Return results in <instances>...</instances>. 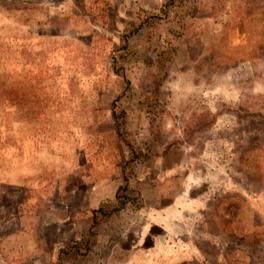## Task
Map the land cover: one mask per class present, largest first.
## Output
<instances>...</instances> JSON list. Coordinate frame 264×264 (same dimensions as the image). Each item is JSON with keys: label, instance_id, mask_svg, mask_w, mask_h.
Listing matches in <instances>:
<instances>
[{"label": "rangeland", "instance_id": "rangeland-1", "mask_svg": "<svg viewBox=\"0 0 264 264\" xmlns=\"http://www.w3.org/2000/svg\"><path fill=\"white\" fill-rule=\"evenodd\" d=\"M0 264H264V0H0Z\"/></svg>", "mask_w": 264, "mask_h": 264}, {"label": "trees", "instance_id": "trees-1", "mask_svg": "<svg viewBox=\"0 0 264 264\" xmlns=\"http://www.w3.org/2000/svg\"><path fill=\"white\" fill-rule=\"evenodd\" d=\"M115 200L117 201V203L119 205L116 209H119L126 202V196L120 195L119 192H117V194L115 195ZM101 215H103V214H102V211L100 209L94 210L92 212V217H91L92 225H91V227H94L98 223L97 219L99 217H101ZM74 251L75 250L72 251V254H74ZM60 253H62V259H63L65 256H67V254L70 253V251L69 250H62Z\"/></svg>", "mask_w": 264, "mask_h": 264}]
</instances>
